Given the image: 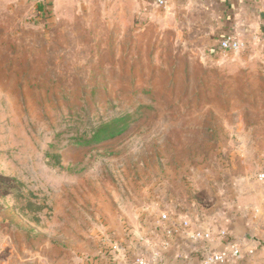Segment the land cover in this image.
<instances>
[{"label":"rangeland","instance_id":"374dc122","mask_svg":"<svg viewBox=\"0 0 264 264\" xmlns=\"http://www.w3.org/2000/svg\"><path fill=\"white\" fill-rule=\"evenodd\" d=\"M75 1L0 0V264L99 263L113 230L133 234L162 189L188 216L241 227L253 262L262 40L225 54L152 3ZM115 120L126 131L94 143Z\"/></svg>","mask_w":264,"mask_h":264},{"label":"crops","instance_id":"0c3cea01","mask_svg":"<svg viewBox=\"0 0 264 264\" xmlns=\"http://www.w3.org/2000/svg\"><path fill=\"white\" fill-rule=\"evenodd\" d=\"M136 1V6L129 7L131 10H145L146 6L144 5L154 4L153 0ZM75 3V0H46L44 4L39 5L41 9L45 8V10H58L61 6L74 10ZM118 6V0H116L112 10H118ZM154 6L156 8L153 10H161L167 14V17L173 16L181 30L195 32L196 30L200 31V27H205L209 32L208 44L214 47L215 50H218V42L229 35H234L245 43L255 39L256 44V40H262L261 43L264 46V0H172L167 9H160L155 4ZM159 191L161 198L157 197V200H154L153 194L150 196L149 202H151L153 208H147L148 210L141 213L140 222L142 223L138 225L133 234L131 232L125 233L121 228L111 229L115 231L112 234L115 239L112 241L118 242L121 249L119 252H113L107 256L106 247H104L101 251L100 261L96 264H131L133 255L142 251L151 255L156 246L162 253L161 260L164 264H200L205 253V245H194L185 236L176 238L167 249L160 248L164 238L162 230L157 231V221L160 213L171 208H174L179 214L185 215L187 213L181 211L177 204L164 194L163 189ZM134 216L128 215V218L134 219ZM195 217L197 215H192L191 218L195 220ZM117 218H122V215L117 216ZM202 220L210 222L206 220L205 215ZM174 223L179 224L180 222L174 221ZM228 231L234 238L239 239L242 236L243 229L239 226H232ZM140 237L147 238L151 246L146 249L140 247L138 245ZM211 247L214 250L224 249V245L220 241L214 243ZM257 251L256 258L249 263L248 249L242 246L243 260L241 264H264V248H258Z\"/></svg>","mask_w":264,"mask_h":264},{"label":"built area","instance_id":"2783aa9c","mask_svg":"<svg viewBox=\"0 0 264 264\" xmlns=\"http://www.w3.org/2000/svg\"><path fill=\"white\" fill-rule=\"evenodd\" d=\"M171 1L172 0H153L154 4L160 9H167ZM36 2L44 4L46 0H36ZM243 45L244 42L238 37L229 35L218 42V50L225 54L238 53L242 50ZM258 180L264 185V171L258 175ZM202 217V214L197 215V217H195L196 219L193 220L191 216L187 214H179L174 208L161 212L157 221V231L162 230L164 234L160 248L167 249L176 238L185 236V238L194 245H205V253L200 264H241L243 252L240 242L234 238L226 228H215L214 225L216 223L205 222L202 220ZM174 221L180 223L175 224ZM218 241L223 243V250L212 249L211 246ZM106 244L105 250L107 256L113 252H119L121 249L118 242L107 241ZM138 245L146 249L151 246V243L147 238L140 237ZM161 257L162 253L156 246L152 250L151 255H148L144 251L133 255L131 264H164Z\"/></svg>","mask_w":264,"mask_h":264},{"label":"trees","instance_id":"16d2710c","mask_svg":"<svg viewBox=\"0 0 264 264\" xmlns=\"http://www.w3.org/2000/svg\"><path fill=\"white\" fill-rule=\"evenodd\" d=\"M119 125V120H115L113 123L101 125L97 130L94 131L93 142L100 143L121 135L126 131V128L125 126L121 127Z\"/></svg>","mask_w":264,"mask_h":264}]
</instances>
